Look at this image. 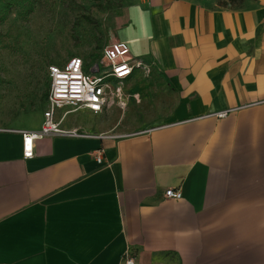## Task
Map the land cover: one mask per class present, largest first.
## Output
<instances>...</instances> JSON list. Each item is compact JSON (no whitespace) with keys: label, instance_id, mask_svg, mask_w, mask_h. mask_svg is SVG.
Returning a JSON list of instances; mask_svg holds the SVG:
<instances>
[{"label":"crops","instance_id":"crops-1","mask_svg":"<svg viewBox=\"0 0 264 264\" xmlns=\"http://www.w3.org/2000/svg\"><path fill=\"white\" fill-rule=\"evenodd\" d=\"M217 1L139 0L120 16L114 40L172 91L156 124L105 117L141 97L127 92L137 67L103 112L66 117L82 134L39 138L32 158L20 130L43 113L0 127V264H125L127 251L135 264H264V0Z\"/></svg>","mask_w":264,"mask_h":264},{"label":"rangeland","instance_id":"rangeland-1","mask_svg":"<svg viewBox=\"0 0 264 264\" xmlns=\"http://www.w3.org/2000/svg\"><path fill=\"white\" fill-rule=\"evenodd\" d=\"M137 1L0 0V127L31 128L41 120L48 67L73 57L88 66L98 62L115 39L121 14ZM134 77L127 92H141L139 100L126 97L104 112L127 132L164 119L173 99L152 67L137 68Z\"/></svg>","mask_w":264,"mask_h":264},{"label":"built area","instance_id":"built-area-1","mask_svg":"<svg viewBox=\"0 0 264 264\" xmlns=\"http://www.w3.org/2000/svg\"><path fill=\"white\" fill-rule=\"evenodd\" d=\"M144 66L142 59L131 55L128 45L113 40L103 49L101 59L88 66L81 57H73L64 63L51 64L47 70L46 106L43 110L42 125L37 130H20L22 134V150L25 159L35 154V141L44 136L58 134H82L77 130H65L62 123L66 117L81 109L93 113L103 112L110 106L112 97L122 93L124 80L133 74L137 67ZM118 86L113 89V82ZM229 110L217 113L223 117ZM98 162L103 160V149L94 151ZM168 198H180L179 189L168 188ZM135 258L125 254V264H135Z\"/></svg>","mask_w":264,"mask_h":264},{"label":"trees","instance_id":"trees-1","mask_svg":"<svg viewBox=\"0 0 264 264\" xmlns=\"http://www.w3.org/2000/svg\"><path fill=\"white\" fill-rule=\"evenodd\" d=\"M244 0H218L217 1V4L219 6H223V7H227V6H230V7H237L239 6ZM3 5L1 4L0 2V6ZM7 8H8V4L6 5V11H7Z\"/></svg>","mask_w":264,"mask_h":264}]
</instances>
